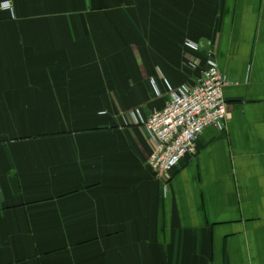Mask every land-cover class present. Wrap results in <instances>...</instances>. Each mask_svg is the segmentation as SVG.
<instances>
[{"label":"crops","instance_id":"crops-1","mask_svg":"<svg viewBox=\"0 0 264 264\" xmlns=\"http://www.w3.org/2000/svg\"><path fill=\"white\" fill-rule=\"evenodd\" d=\"M11 1L0 264H264V0ZM209 59L226 125L157 177L144 122Z\"/></svg>","mask_w":264,"mask_h":264},{"label":"built area","instance_id":"built-area-1","mask_svg":"<svg viewBox=\"0 0 264 264\" xmlns=\"http://www.w3.org/2000/svg\"><path fill=\"white\" fill-rule=\"evenodd\" d=\"M0 10H8L14 16L11 0L2 1ZM186 46L200 48L191 41ZM228 84L218 63L209 59L195 83L173 89L165 107L151 113L144 122L155 144L147 163L157 177L168 174L185 156L195 153L198 139L206 128L224 129L228 118L224 89Z\"/></svg>","mask_w":264,"mask_h":264}]
</instances>
